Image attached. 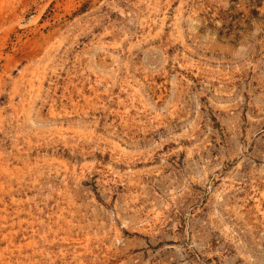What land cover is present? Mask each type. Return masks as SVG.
<instances>
[{
    "label": "rangeland",
    "instance_id": "1",
    "mask_svg": "<svg viewBox=\"0 0 264 264\" xmlns=\"http://www.w3.org/2000/svg\"><path fill=\"white\" fill-rule=\"evenodd\" d=\"M0 264H264V0H0Z\"/></svg>",
    "mask_w": 264,
    "mask_h": 264
}]
</instances>
